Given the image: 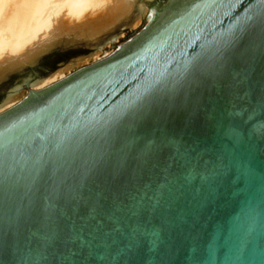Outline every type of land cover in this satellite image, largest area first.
I'll return each mask as SVG.
<instances>
[{"label": "water", "instance_id": "1", "mask_svg": "<svg viewBox=\"0 0 264 264\" xmlns=\"http://www.w3.org/2000/svg\"><path fill=\"white\" fill-rule=\"evenodd\" d=\"M149 15L0 114V264H264V0Z\"/></svg>", "mask_w": 264, "mask_h": 264}, {"label": "bare ground", "instance_id": "2", "mask_svg": "<svg viewBox=\"0 0 264 264\" xmlns=\"http://www.w3.org/2000/svg\"><path fill=\"white\" fill-rule=\"evenodd\" d=\"M153 1L0 0V81L32 65L56 46L85 44L89 47L87 55L60 65L46 77L24 75L15 88L5 92L0 101V114L23 99V85L40 91L63 80L81 64L98 61L104 47L142 24ZM153 18L149 15L144 24L147 26Z\"/></svg>", "mask_w": 264, "mask_h": 264}, {"label": "rangeland", "instance_id": "3", "mask_svg": "<svg viewBox=\"0 0 264 264\" xmlns=\"http://www.w3.org/2000/svg\"><path fill=\"white\" fill-rule=\"evenodd\" d=\"M155 1L156 0H154L148 6L151 7L152 4ZM145 27H146V25L143 23L132 36H130L127 39L123 40L126 36H128L129 34L134 32V31H130V30L129 31H125L124 35L117 42L104 47L105 48L104 49V54L100 55L101 57L99 56L100 59L98 61H96V62L88 61L87 63L81 64L79 67L75 68L69 74H67L66 78L68 76L74 74L75 72L79 71L80 69L88 67V66H90V65H92L94 63H97V62L107 58L118 47H120L121 45L127 43L128 41L133 39L135 36H137ZM88 51H89V47L86 46L85 44H76V45L69 44V45H60V46L54 47V49H52L51 51H49L46 54L42 55L32 65L24 66L20 70L12 72L9 75H7L5 78H3L0 81V101L4 97L5 92H8V91L12 90L13 88H15L24 75L29 74L32 77H37V78H42L44 76L46 77L49 74V72L51 73L53 70H55V68L59 67L62 64L68 63L69 61L73 60L74 58H77L78 56L80 57V56L87 55ZM105 54H106V56H105ZM26 87L29 88L28 85H23V88L21 90V92L23 94H25V96L23 97L22 100H24L28 96V91L29 90L32 91L30 88L27 89Z\"/></svg>", "mask_w": 264, "mask_h": 264}]
</instances>
